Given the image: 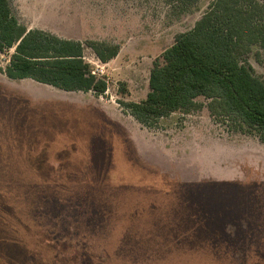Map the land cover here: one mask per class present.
Instances as JSON below:
<instances>
[{
    "label": "rangeland",
    "instance_id": "1",
    "mask_svg": "<svg viewBox=\"0 0 264 264\" xmlns=\"http://www.w3.org/2000/svg\"><path fill=\"white\" fill-rule=\"evenodd\" d=\"M213 1L12 0L28 30L120 50L106 64L85 50L101 96L10 80L0 54V264H264L258 137L204 99L151 127L120 104L146 99L154 63Z\"/></svg>",
    "mask_w": 264,
    "mask_h": 264
},
{
    "label": "trees",
    "instance_id": "2",
    "mask_svg": "<svg viewBox=\"0 0 264 264\" xmlns=\"http://www.w3.org/2000/svg\"><path fill=\"white\" fill-rule=\"evenodd\" d=\"M186 12L199 0H171ZM91 49L108 63L120 48L99 41L62 39L28 30L16 17L12 0H0V54L13 50L1 73L10 80H32L70 93L107 92V82L85 61ZM264 56V3L214 0L194 28L178 34L154 63L149 89L141 102H121L126 113L151 127L176 113L190 114L205 105L215 118L229 121L264 144V79L250 64L253 50Z\"/></svg>",
    "mask_w": 264,
    "mask_h": 264
},
{
    "label": "crops",
    "instance_id": "3",
    "mask_svg": "<svg viewBox=\"0 0 264 264\" xmlns=\"http://www.w3.org/2000/svg\"><path fill=\"white\" fill-rule=\"evenodd\" d=\"M105 64H106V63H105ZM144 100H145V99H144ZM229 182H236V181L233 180V181H229ZM236 183L239 184L238 181H237ZM259 192H260V191H258V190L253 191L254 195H257V196L260 197V199H263V200H264V189L261 190L260 193H259ZM262 208H263V215H264V204H263V202H262ZM263 229H264V226H263ZM263 231H264V230H263Z\"/></svg>",
    "mask_w": 264,
    "mask_h": 264
},
{
    "label": "built area",
    "instance_id": "4",
    "mask_svg": "<svg viewBox=\"0 0 264 264\" xmlns=\"http://www.w3.org/2000/svg\"><path fill=\"white\" fill-rule=\"evenodd\" d=\"M93 74H94V75H97V73H96V72H94V71H93ZM97 76H98V75H97Z\"/></svg>",
    "mask_w": 264,
    "mask_h": 264
}]
</instances>
